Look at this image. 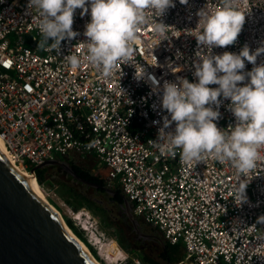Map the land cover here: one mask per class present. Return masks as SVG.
<instances>
[{
	"label": "built area",
	"instance_id": "obj_1",
	"mask_svg": "<svg viewBox=\"0 0 264 264\" xmlns=\"http://www.w3.org/2000/svg\"><path fill=\"white\" fill-rule=\"evenodd\" d=\"M173 2L163 16L147 10L149 23L137 34L134 54L106 76L87 60L90 0L87 13L74 12L72 30L78 35L53 51L39 48V12L29 8V0H0V138L24 170L73 155L94 161L90 172L119 189L134 216L159 230L167 243L181 242L186 264H264V223H257L264 215V147L257 167L239 177L214 154L188 161L179 149L171 155L150 142L157 140L164 117L171 120L162 107L164 83L178 78L198 83L195 65L208 54L196 39L202 31L198 13L218 10L222 0ZM240 7L245 23L236 42L212 48V55L264 47V0H242ZM155 22L168 26L166 37L155 31ZM72 54L81 59L75 69L66 59ZM260 64L264 53L255 65L245 60L243 71ZM218 99L214 123L230 132L237 124L231 100ZM175 127L172 122L164 131ZM241 181L247 182V202L239 205Z\"/></svg>",
	"mask_w": 264,
	"mask_h": 264
},
{
	"label": "clouds",
	"instance_id": "obj_2",
	"mask_svg": "<svg viewBox=\"0 0 264 264\" xmlns=\"http://www.w3.org/2000/svg\"><path fill=\"white\" fill-rule=\"evenodd\" d=\"M188 0H180L186 4ZM88 0H29V8L39 12V48L58 50L66 38H74L78 33L72 30L74 12L83 9ZM242 0H222L218 10H201L199 32L196 34L198 46L206 48L208 54L202 55L195 65L194 75L198 83L178 78V82H165L163 85L162 107L171 115L164 117L163 128L156 141H150L161 152L175 155L179 149L182 159L200 161L205 154H214L216 159L229 162L239 174L246 176L257 167L262 159L264 147V64L254 66L244 72L245 60L253 65L257 57L264 53V47L250 54L245 45L239 54L224 52L212 55L214 47H226L236 42L245 23V12L241 11ZM91 21L86 25L85 44L88 62L103 70L107 76L115 65L134 54V41L138 32L149 23L147 10L156 16L175 7L173 0H90ZM161 37L167 36L168 26L154 24ZM49 39L53 42L48 43ZM166 39V38H165ZM72 68L81 64L79 56L66 57ZM178 70V69H177ZM144 72L137 77L143 78ZM151 78V77H150ZM246 78L250 82L240 86ZM153 83H156L154 78ZM218 85L210 88L209 85ZM231 100V111L237 124L228 131L219 129L214 123L220 117L212 105L220 106L219 97ZM175 122L174 132H165ZM163 142V143H161ZM247 182L241 181L236 188L239 205L247 202ZM257 223H264V215Z\"/></svg>",
	"mask_w": 264,
	"mask_h": 264
},
{
	"label": "water",
	"instance_id": "obj_3",
	"mask_svg": "<svg viewBox=\"0 0 264 264\" xmlns=\"http://www.w3.org/2000/svg\"><path fill=\"white\" fill-rule=\"evenodd\" d=\"M46 165H57L71 182L84 188H105L78 176L69 164L60 159H47L32 165L28 172ZM35 178V177H34ZM134 232L138 229L130 203L123 197L120 206ZM0 264H96L68 233L58 215L34 192L27 180L11 165L0 149Z\"/></svg>",
	"mask_w": 264,
	"mask_h": 264
},
{
	"label": "trees",
	"instance_id": "obj_4",
	"mask_svg": "<svg viewBox=\"0 0 264 264\" xmlns=\"http://www.w3.org/2000/svg\"><path fill=\"white\" fill-rule=\"evenodd\" d=\"M70 168L81 178L98 184L100 186L104 185V182L98 176L92 174L89 169L82 167L73 163L71 160L66 161ZM53 165H47L34 170V177L36 182L41 187H59V194L63 197L66 203L72 208V210H77L80 207H85L91 210L99 219L100 223L104 225L106 228H111L114 232L113 237L114 240L119 244V246L130 253H134L137 258L142 262H146L147 264H166L169 262L170 264L179 262L180 256L176 255V252L181 248L179 243L169 244L167 243L161 232L156 234L158 238H160L163 242V250L160 243L156 240L153 242L156 243V247L159 250L158 261L155 260L151 256L145 255L144 249L139 251L138 245L142 244L139 239L137 240L134 236L135 233L132 231L130 224L126 217L119 212V207L123 203V194L117 188H111L115 191L113 195L106 194L102 189H94L91 187L84 188L83 185L78 182H71L70 184L64 181H56L53 178V175L49 169L52 168ZM31 166H27V170H29ZM54 167V166H53ZM67 177V176H66ZM40 190V189H39ZM42 190V189H41ZM40 192L42 193V191ZM43 194V193H42ZM67 196V198H66ZM125 198V197H124ZM72 199L76 202L74 203ZM121 210V207H120ZM140 220L139 218H136ZM141 221V220H140ZM67 226L72 230V232L82 241L84 238L81 233L75 229V227L71 224L70 221H65ZM142 222V221H141ZM143 223V222H142ZM144 224V223H143ZM154 230V227H152ZM156 229V228H155ZM157 230V229H156ZM137 247V248H136ZM162 250V251H161ZM96 258V257H95ZM182 258V257H181ZM98 260V259H97ZM99 261V260H98Z\"/></svg>",
	"mask_w": 264,
	"mask_h": 264
},
{
	"label": "rangeland",
	"instance_id": "obj_5",
	"mask_svg": "<svg viewBox=\"0 0 264 264\" xmlns=\"http://www.w3.org/2000/svg\"><path fill=\"white\" fill-rule=\"evenodd\" d=\"M68 160H71L73 163L87 169H91L92 163H94V161H82V159H80L76 155H73V157ZM51 170L52 173L50 174L53 175L54 180L64 181L69 184L71 183L69 177H66V175L59 168H51ZM25 172L29 173L28 170H26ZM38 188L40 190L42 189V196H44L47 201L61 214L64 222L66 220L70 221L75 229L81 233L82 237L84 238L82 242L87 246L93 257H96L95 259L99 260L97 261L100 264H146L145 262H141L134 253L123 250L114 240L113 230L102 225L98 217L91 210L85 207H80L77 210H72L68 203H66L63 197L58 193V189H60L59 187H57V189L56 186L41 187L38 185ZM72 201L76 203L73 199ZM133 217L135 219L137 218L134 215ZM145 229L147 230V228ZM149 245L150 243L143 244L145 251H148L149 247L151 246Z\"/></svg>",
	"mask_w": 264,
	"mask_h": 264
},
{
	"label": "crops",
	"instance_id": "obj_6",
	"mask_svg": "<svg viewBox=\"0 0 264 264\" xmlns=\"http://www.w3.org/2000/svg\"><path fill=\"white\" fill-rule=\"evenodd\" d=\"M60 159H62V160H68L67 158H60ZM70 161V160H69ZM47 166V165H46ZM54 166V167H53ZM52 166V168H59L57 165H53ZM93 168H94V165H93ZM60 169V168H59ZM51 172H52V170H51V168L49 169ZM120 212H122V210H120V207H119V212H117V215H119L120 214ZM122 214L124 215V213L122 212ZM125 216V215H124ZM127 219V218H126ZM128 220V219H127ZM136 221H137V223H138V229H139V231L141 232V233H143L144 235H146V238H143V237H140V236H138L135 232H134V230L132 229V226H131V223L129 222V224H130V227H131V229H132V231L135 233V235L136 236H134L137 240L139 239V241L142 243V244H140V245H138V247H139V251H141V250H143L144 249V251H145V248H144V246H143V244H148V243H150V247H149V249H148V251H145V255H147L148 257L149 256H151V257H153L155 260H157L158 261V254H159V250H158V248L156 247V243L155 242H153V240L154 241H158L159 243H160V245H161V247H162V250L164 249L163 247V242H162V240L160 239V238H158V236H157V234H156V231H157V233L159 234L160 232L158 231V230H156L155 228H154V230L152 229V227L150 228V226H146L145 224H143L140 220H138V219H136ZM145 228H147V230L145 229ZM144 230V231H143ZM149 238H152V239H149ZM145 242V243H144ZM177 243H179L180 245H181V248L182 249H179L177 252H176V255L177 256H180V261L179 262H175V263H172V264H186L185 262H184V249H183V245L181 244V242H177ZM176 244V243H175ZM137 248V247H136ZM161 250V251H162ZM154 251V252H153ZM182 257V258H181ZM142 262V261H141ZM146 263V262H145ZM160 263H162L163 264V262L160 260ZM147 264V263H146ZM166 264H170L169 262H166Z\"/></svg>",
	"mask_w": 264,
	"mask_h": 264
},
{
	"label": "bare ground",
	"instance_id": "obj_7",
	"mask_svg": "<svg viewBox=\"0 0 264 264\" xmlns=\"http://www.w3.org/2000/svg\"><path fill=\"white\" fill-rule=\"evenodd\" d=\"M0 149L4 153L5 157L8 159V161L11 163V165L27 180L30 187L34 190V192L58 215L61 223L64 225V227L66 228L68 233L79 243V245L87 252V254L92 258V260H94V262L96 264H100L93 257V255L91 254V252L89 251L87 246L67 227V225L65 224L61 214L47 201V199L44 196H42V193L40 192V190L38 188V184L36 182V179L31 174L25 172L26 170H24L22 167H20L16 163H14L13 160L9 157V155L6 153V151L4 149L3 142L1 140V138H0Z\"/></svg>",
	"mask_w": 264,
	"mask_h": 264
},
{
	"label": "flooded vegetation",
	"instance_id": "obj_8",
	"mask_svg": "<svg viewBox=\"0 0 264 264\" xmlns=\"http://www.w3.org/2000/svg\"><path fill=\"white\" fill-rule=\"evenodd\" d=\"M64 173V172H63ZM103 187H105V188H109V187H107L106 185L104 186V185H102ZM109 189H111V188H109ZM149 239H152V238H149Z\"/></svg>",
	"mask_w": 264,
	"mask_h": 264
}]
</instances>
